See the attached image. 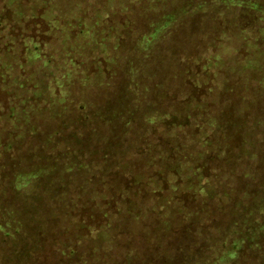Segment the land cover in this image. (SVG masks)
<instances>
[{
	"label": "trees",
	"instance_id": "trees-1",
	"mask_svg": "<svg viewBox=\"0 0 264 264\" xmlns=\"http://www.w3.org/2000/svg\"><path fill=\"white\" fill-rule=\"evenodd\" d=\"M177 1L126 0V24L145 16L152 29L136 35V51L115 49L130 35H76L91 38L90 59L109 58L110 77L123 61L131 76L149 70L124 89L114 85L117 96L101 97L105 82L81 61L88 49L69 45L65 32L57 48L37 40L20 52L0 47V264H102L92 247L100 235L121 247L123 264H264V195L236 177L258 223L211 171L224 143L205 93L212 46L234 27L264 21V0H185L181 14ZM102 110L106 141L95 128L65 145L62 131ZM257 134L256 155H264V130ZM95 143L102 161L84 165L75 154Z\"/></svg>",
	"mask_w": 264,
	"mask_h": 264
},
{
	"label": "rangeland",
	"instance_id": "rangeland-1",
	"mask_svg": "<svg viewBox=\"0 0 264 264\" xmlns=\"http://www.w3.org/2000/svg\"><path fill=\"white\" fill-rule=\"evenodd\" d=\"M184 1L178 0L175 3L178 14H181L184 9ZM125 3L126 0H0L1 51L20 52L25 44L31 47L36 40L35 43L39 46L47 42L57 48L62 41V33L65 32L69 35V41H67L69 45L79 43L81 49L82 47L88 49L82 52L81 61L87 66L86 70L92 78H99L105 82L100 88L101 97L111 94L117 96L118 91L114 90V85H121V89H124V86L127 87L126 84H133L139 78L141 80L142 75L150 73L149 70L143 69L144 72L141 70L138 75L135 72L131 76L128 72L129 66L123 61V65L116 69V74L110 77L107 73L109 58L101 54L96 60L90 59L88 40L91 38L83 39L82 36L76 35L81 32L84 35L95 32L99 34L94 36L130 35L128 40L121 37L115 49L136 51L138 46L136 48V42L133 40H136V35L142 36L152 31L147 26L150 20L145 16H135L126 24L129 13L125 10ZM86 31L89 33H85ZM115 39L112 38L106 43L109 52L114 51ZM155 45L159 43L156 42ZM160 51L161 49L158 52ZM60 55L58 57L62 59ZM73 55L75 56V52ZM209 57L205 78L208 91V93L205 91L208 94L206 109L211 123L223 135L219 145L224 143L221 149L218 146L215 148L210 169L215 174L220 171L219 177L230 189H233L239 210L260 223L258 206L245 194V190L236 177L244 181L243 184L253 185L257 192L260 191L264 195V155L257 156L259 149L254 146L255 138L259 137L257 131L264 130V123L256 127L255 121V119L258 120V115L264 112V93H260L264 91V21L246 29L241 26L234 27L227 36L217 40L211 48ZM146 69L153 68L147 66ZM33 70L36 68L34 67ZM70 93L76 98L74 86ZM86 119L87 121L84 122L79 118L70 128L61 132L62 138L70 140L65 141V145H73L71 142L74 143L76 140L82 143L88 139L86 137L93 134L92 129L95 128L101 129V140H107L110 134L106 110L98 114L97 112L88 114ZM13 120L22 127L15 117ZM252 130L253 132L250 133ZM23 131L25 134L28 132L24 129ZM30 135H32L31 138L37 136L34 133L28 136ZM83 136L85 138H82ZM261 147L264 149V142L261 143ZM66 148L61 149L66 150ZM86 149L89 150L84 151L85 156L81 155V153L84 154L81 151L75 154L80 162L92 166L95 162L102 161L101 148L97 143L93 148ZM230 166L235 173H230ZM110 212H113V209ZM101 223L103 222H99L98 225L102 226ZM100 228L98 227L97 231H100ZM92 247L102 264H123L121 247L113 243L110 237L100 235L96 243L92 242Z\"/></svg>",
	"mask_w": 264,
	"mask_h": 264
}]
</instances>
